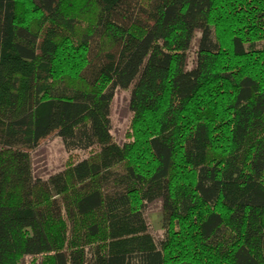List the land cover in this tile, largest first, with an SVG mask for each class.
Instances as JSON below:
<instances>
[{
  "label": "trees",
  "instance_id": "obj_1",
  "mask_svg": "<svg viewBox=\"0 0 264 264\" xmlns=\"http://www.w3.org/2000/svg\"><path fill=\"white\" fill-rule=\"evenodd\" d=\"M52 135L90 153L44 178ZM28 256L264 264V0H0V264Z\"/></svg>",
  "mask_w": 264,
  "mask_h": 264
},
{
  "label": "rangeland",
  "instance_id": "obj_2",
  "mask_svg": "<svg viewBox=\"0 0 264 264\" xmlns=\"http://www.w3.org/2000/svg\"><path fill=\"white\" fill-rule=\"evenodd\" d=\"M196 45V43H195ZM130 89H118L112 102L111 119L114 140L120 144L129 139L133 112L130 108ZM89 151L77 150L68 152L60 137L52 135L44 139L33 152L35 172L47 178L52 173L60 171L69 163L75 162L89 155ZM162 202L156 201L147 210L151 231L157 239L162 238ZM43 257L28 256L23 264H44Z\"/></svg>",
  "mask_w": 264,
  "mask_h": 264
}]
</instances>
